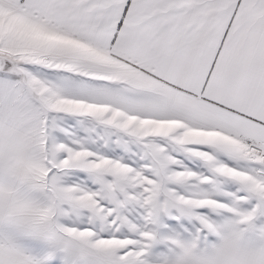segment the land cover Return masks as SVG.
<instances>
[{
	"label": "snow or ice",
	"instance_id": "6c2138e0",
	"mask_svg": "<svg viewBox=\"0 0 264 264\" xmlns=\"http://www.w3.org/2000/svg\"><path fill=\"white\" fill-rule=\"evenodd\" d=\"M0 264H264V0H0Z\"/></svg>",
	"mask_w": 264,
	"mask_h": 264
}]
</instances>
